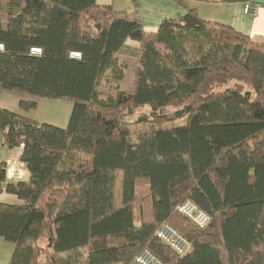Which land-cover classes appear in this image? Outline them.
I'll list each match as a JSON object with an SVG mask.
<instances>
[{
    "label": "trees",
    "instance_id": "16d2710c",
    "mask_svg": "<svg viewBox=\"0 0 264 264\" xmlns=\"http://www.w3.org/2000/svg\"><path fill=\"white\" fill-rule=\"evenodd\" d=\"M129 39L141 48L126 93L117 55ZM0 45V91L73 104L65 129L0 109V138L23 147L31 175L6 186L23 204L0 202L10 264H136L143 251L164 264H264V43L194 11L147 34L96 0H0ZM144 108L136 122H188L133 141L124 114ZM187 200L205 229L178 213ZM164 223L191 242L184 257L156 237Z\"/></svg>",
    "mask_w": 264,
    "mask_h": 264
},
{
    "label": "crops",
    "instance_id": "0c3cea01",
    "mask_svg": "<svg viewBox=\"0 0 264 264\" xmlns=\"http://www.w3.org/2000/svg\"><path fill=\"white\" fill-rule=\"evenodd\" d=\"M101 7H112L118 13L136 16L147 34L158 31L165 19H177L183 17L189 11H194L197 16L210 23L227 25L236 32L250 37L254 42H264V0H240L227 3L222 0H96ZM257 5V15L246 13L247 4ZM141 46L138 42L127 40L123 50L117 55L120 64L126 66L128 56L132 53L137 57ZM128 69V68H126ZM126 71V70H125ZM126 74V72H125ZM134 82V81H133ZM120 84V90L131 93ZM21 102L35 103V108L24 110ZM0 109L13 112L17 115L29 118L40 124H48L65 129L68 126L73 104L68 101L50 100L34 97L32 95L0 91ZM23 147L10 149L0 138V166L5 165L6 183L0 185V202L10 205L23 204V201L6 191L7 184L29 182L31 175L21 160ZM139 226V223H136ZM15 245L0 238V264H10Z\"/></svg>",
    "mask_w": 264,
    "mask_h": 264
},
{
    "label": "built area",
    "instance_id": "2783aa9c",
    "mask_svg": "<svg viewBox=\"0 0 264 264\" xmlns=\"http://www.w3.org/2000/svg\"><path fill=\"white\" fill-rule=\"evenodd\" d=\"M246 13L250 15H257L259 7L253 4H247L245 7ZM264 43V42H263ZM0 50L3 46L0 45ZM33 54H41L40 49H33ZM72 57L80 58V54H72ZM180 215L190 220L199 229H205L210 223V217L202 211L195 203L190 200L183 202L177 207ZM156 237L165 245H167L172 252L178 257H184L192 248L191 242L181 235L176 229L168 223L162 224L155 233ZM136 264H164L150 251H143L135 258Z\"/></svg>",
    "mask_w": 264,
    "mask_h": 264
},
{
    "label": "rangeland",
    "instance_id": "374dc122",
    "mask_svg": "<svg viewBox=\"0 0 264 264\" xmlns=\"http://www.w3.org/2000/svg\"><path fill=\"white\" fill-rule=\"evenodd\" d=\"M127 54H130V55H127L128 60L125 63L127 66L126 68H128V69H126V71H125L126 74H125V78H124L123 83H122V85H123L122 87H124L125 90H127L128 88H132V84H133L134 77H135V71H136V67H137V62H136L137 57H134V55L132 53H129V52ZM99 89H100V92H101V95L103 98L107 99L109 96L115 97L116 91H115L114 86H112V84L107 85L106 82H102ZM164 112L167 115H172V114H174L175 109L174 108H168ZM149 114H150V110L148 108L138 109L137 111H135L134 115L131 117H128L126 115V113L124 114L126 122H131L130 132H131V136H132L133 141H135L136 138L140 134L148 132L149 130H151L153 128L171 129L174 127L184 126L188 122L187 118L176 121V122L167 123V124L161 123V125H156V126L149 124V123H145V122L144 123L136 122L138 119H140V117H144V116L147 117V116H149ZM83 160L89 166L90 160L87 158H84ZM145 195H147V193L142 195V197H145ZM149 204H150V199L143 200V202L141 204V206H142V213L141 214L142 215L144 214L146 216H149V210H150Z\"/></svg>",
    "mask_w": 264,
    "mask_h": 264
}]
</instances>
